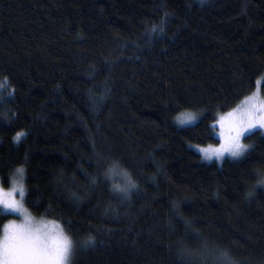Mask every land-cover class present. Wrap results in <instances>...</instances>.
<instances>
[{
    "label": "trees",
    "instance_id": "16d2710c",
    "mask_svg": "<svg viewBox=\"0 0 264 264\" xmlns=\"http://www.w3.org/2000/svg\"><path fill=\"white\" fill-rule=\"evenodd\" d=\"M260 78L264 0H0V183L70 264H264V132L193 147Z\"/></svg>",
    "mask_w": 264,
    "mask_h": 264
},
{
    "label": "rangeland",
    "instance_id": "374dc122",
    "mask_svg": "<svg viewBox=\"0 0 264 264\" xmlns=\"http://www.w3.org/2000/svg\"><path fill=\"white\" fill-rule=\"evenodd\" d=\"M262 78L254 91L233 109L220 113L215 121L217 144L193 147L206 161L238 158L248 149L244 138L260 129L264 132V97ZM200 114L180 112L175 121L180 126L197 122ZM25 188L21 176H14L5 188L0 183V214H13L0 231V264H70L72 239L53 220L34 216L24 204Z\"/></svg>",
    "mask_w": 264,
    "mask_h": 264
},
{
    "label": "bare ground",
    "instance_id": "6f19581e",
    "mask_svg": "<svg viewBox=\"0 0 264 264\" xmlns=\"http://www.w3.org/2000/svg\"><path fill=\"white\" fill-rule=\"evenodd\" d=\"M20 172V171H19ZM13 177V176H12ZM11 181V180H10ZM11 183V182H10ZM12 184V183H11ZM60 224V223H59ZM61 227V226H60Z\"/></svg>",
    "mask_w": 264,
    "mask_h": 264
}]
</instances>
